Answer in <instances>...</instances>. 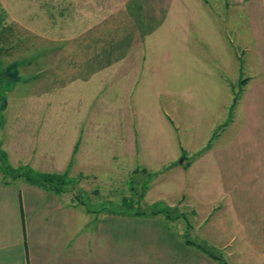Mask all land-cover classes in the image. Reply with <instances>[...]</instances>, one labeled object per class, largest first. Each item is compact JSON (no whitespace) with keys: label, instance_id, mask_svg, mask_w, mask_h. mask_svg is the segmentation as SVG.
Returning <instances> with one entry per match:
<instances>
[{"label":"rangeland","instance_id":"obj_1","mask_svg":"<svg viewBox=\"0 0 264 264\" xmlns=\"http://www.w3.org/2000/svg\"><path fill=\"white\" fill-rule=\"evenodd\" d=\"M168 2L0 0V146L19 133L22 156H30L43 116L67 131L80 112L71 105L84 98L70 79L92 70L80 112L91 122L79 151L87 174L50 172L59 178L44 185L91 212V264H248L245 225L227 221L225 194L218 215L210 199L224 188L229 164L243 170L236 158L244 157L250 106L264 113V89H255L264 82V48L248 46L264 28V1L209 0V12L187 0L179 17L187 29L174 28L171 12L166 23L175 31H158L147 47L135 30L139 16ZM118 54L124 63H105ZM3 154L0 147V167ZM16 169L2 177L30 182L29 170ZM153 209L160 211L147 213Z\"/></svg>","mask_w":264,"mask_h":264},{"label":"crops","instance_id":"obj_2","mask_svg":"<svg viewBox=\"0 0 264 264\" xmlns=\"http://www.w3.org/2000/svg\"><path fill=\"white\" fill-rule=\"evenodd\" d=\"M168 1L165 9L159 10L156 8L158 9V13H153V10H146V20L140 18L141 15L139 16L138 27L135 30L143 33V42H145L146 39L147 47H153L152 43L155 39L154 36L157 35L158 31L164 28L166 31H175L174 28H177L179 32L187 29L182 26V21L179 19V17L182 16L180 13L187 10L188 5H185V1L187 0ZM192 1L195 2L197 6L202 7L204 11L207 10L211 12L210 8L204 5V3L208 4L209 0ZM182 5H184V9ZM263 5L261 4L262 7ZM189 9L188 7V10ZM142 14L145 15V11H143ZM176 14L179 15L177 16ZM168 15L175 17L173 19L175 22L174 28L170 27L172 23L168 25L166 23L169 17ZM200 15L208 17L203 13V10L199 13V16ZM155 16L164 17V20H162L165 22L159 21ZM178 22H180V24H177ZM132 38L134 39V36H132ZM156 38H159V36ZM248 46L264 48V28L259 27L254 35L253 43ZM116 47V51L121 53L122 46L117 45ZM126 58L127 55L118 54L105 63L122 64L125 62ZM91 77L92 70L78 71L75 72L74 77L70 79L72 82L74 81L72 85L76 88L75 92L79 89H83V93L77 94V99H80L82 95L84 96L83 102L71 105L70 110L73 108L74 111H80L81 114H83L87 108V100L89 97L88 90L91 86L88 80L91 79ZM17 80L18 79L15 78L14 82ZM263 83L261 86L259 83V87H255L257 83L251 86L252 88L255 87V89L259 88L263 90ZM251 86L246 90V98L249 92L248 89ZM77 99L76 101L79 102ZM250 109L253 111H250V117H246L244 132L241 138L242 143L245 144L244 157L243 159L236 158L237 163H243V170L235 173L237 164H235V169L233 170H230L234 167L232 164H229L228 174H224V188L219 189V187H217L218 189L215 192V196L210 200H212V203L215 205L212 204V207L214 206L213 215H218L223 212L219 210L221 209V204H223L225 200L223 195L225 194L226 197L229 198L227 221L229 222L231 220L232 223L245 225V234L243 238L245 241L249 242L251 248V253H248L251 257L249 263L263 264L264 113L256 115L255 110L260 109L253 105L250 106ZM39 111L41 110L39 109ZM80 112L70 116L67 122V131L64 130V126L63 129H59L60 126H57V119L54 121H47L44 119V116L41 117V119L38 120L40 126H37V145L30 156L29 154L22 156L20 151L21 147H19L20 141L16 138L19 133H16L18 135H10V138H15L14 142L11 143L9 141L0 146L4 152V156H1V159L4 162L6 161V164L2 162V168L0 167V264L92 263L91 223L93 222V216L89 210L86 211L81 203L76 202L75 196L72 193L66 194L65 192L53 190L48 186L28 182L25 179L9 181L2 177V175L6 173L4 170L5 166L8 170H10L11 167L14 169L29 170L35 174L50 172L63 173L67 170L68 174L70 172L72 175L77 174L79 176H85V174H87L86 168L88 165L86 166L85 160L81 163L82 155H79V151H83L86 147L84 143L86 140L83 139L87 131L86 128L91 127V122L85 121L84 118L81 120ZM21 130L20 132L22 133ZM117 142L123 144L124 136L121 135L120 139H117ZM61 146L63 148L60 152ZM206 150L211 152L212 147L210 148L209 146ZM84 151H86V148ZM58 154H60V159L57 156ZM49 160H56V163ZM50 162L51 165H48ZM240 176L242 177V184L237 182ZM213 188H216V186L214 185ZM215 199L216 202L213 201ZM241 202L244 204V216L239 215L241 212V207L239 206ZM203 205L206 204L204 203ZM236 206L239 207L236 208ZM209 207L210 206L203 211L208 213ZM199 211L201 210L199 209ZM204 219L201 220V223ZM100 220L101 219L98 217L95 223H102V220ZM97 232L99 233L100 231L97 230ZM255 245L259 246L257 250H254Z\"/></svg>","mask_w":264,"mask_h":264},{"label":"trees","instance_id":"obj_3","mask_svg":"<svg viewBox=\"0 0 264 264\" xmlns=\"http://www.w3.org/2000/svg\"><path fill=\"white\" fill-rule=\"evenodd\" d=\"M0 22H1V19H0ZM3 81L0 80V83H2ZM5 172H8V169H6V166L4 168ZM25 174H27V176L29 177V181L31 183H34V184H37V185H45L46 183H51L52 180L54 179H58L59 176L58 175H53L52 173H40V174H35V173H32L30 171H28V173L26 172ZM160 210H155L153 209L152 211H149L147 213H150L151 215H154L156 213H158ZM199 248H202L200 246H198Z\"/></svg>","mask_w":264,"mask_h":264}]
</instances>
